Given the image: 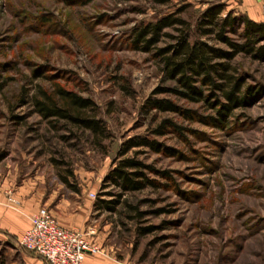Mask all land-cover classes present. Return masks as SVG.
Masks as SVG:
<instances>
[{"label":"rangeland","instance_id":"1","mask_svg":"<svg viewBox=\"0 0 264 264\" xmlns=\"http://www.w3.org/2000/svg\"><path fill=\"white\" fill-rule=\"evenodd\" d=\"M212 1L226 5L222 15L241 13L226 0H0V185L42 204L50 199L49 207L74 193L116 198L104 177L121 144L144 136L170 154L141 146L123 155L149 165L154 185L126 192L114 211L94 210L102 247L131 264H264V58H234L257 93L217 127L202 103L169 93L157 97L193 110L192 120L145 113L151 92L171 82L152 53L130 46L138 26L179 8L194 25ZM260 6L264 22V0ZM54 84L92 99L110 137L98 145L86 131L42 120L30 98ZM164 118L178 132L154 135ZM21 235L0 228V263L48 264L19 243Z\"/></svg>","mask_w":264,"mask_h":264},{"label":"trees","instance_id":"2","mask_svg":"<svg viewBox=\"0 0 264 264\" xmlns=\"http://www.w3.org/2000/svg\"><path fill=\"white\" fill-rule=\"evenodd\" d=\"M155 1L166 4L169 0ZM180 9L138 26L131 35V48L152 53L161 65L162 80L171 82L151 92L144 102L143 111L177 113L192 120L193 110L183 108L169 98L157 97L158 94L169 93L202 103L213 113L207 116L208 123L225 127L234 109L244 107L247 99L257 93L255 88L246 84L243 75L238 74L232 61L239 54L255 59L264 58V22L254 21L234 10L222 15L226 5L212 1L201 11L195 24L191 25L181 16ZM163 40L167 42L160 46ZM30 99L33 111L53 126L63 122L75 130L86 131L92 142L98 145L110 137L105 122L98 116V105L77 91L66 89L60 84H54L51 90L38 86ZM169 129L178 132L180 126L164 118L152 133L164 135ZM141 146L170 154L167 148L154 139L144 136L126 139L118 152L121 158L103 180V186L110 185L118 189L114 194L116 198L107 200L98 197L95 209L114 211L126 192L154 185V181L144 172V169H151L149 165L135 157H123L129 149ZM62 181L69 185L67 176H63Z\"/></svg>","mask_w":264,"mask_h":264},{"label":"crops","instance_id":"3","mask_svg":"<svg viewBox=\"0 0 264 264\" xmlns=\"http://www.w3.org/2000/svg\"><path fill=\"white\" fill-rule=\"evenodd\" d=\"M223 1V0H222ZM232 9L246 14L254 21H263L260 17V0H226ZM82 193V192H81ZM83 196V195H82ZM50 199L42 204L39 197L31 195L23 198L11 184L5 181L0 185V228L10 233L21 235L29 227V215L39 207L47 208L58 223L66 228H73L88 234L91 242L102 248L103 253H87L82 264H131L126 260H117L112 252L106 250L99 242L96 226L90 221V216L96 210L95 201L89 195L87 199L81 198L74 193L66 199V204L60 200L54 207L45 206ZM12 205H14L12 207ZM49 205V204H48ZM95 210V211H94Z\"/></svg>","mask_w":264,"mask_h":264},{"label":"built area","instance_id":"4","mask_svg":"<svg viewBox=\"0 0 264 264\" xmlns=\"http://www.w3.org/2000/svg\"><path fill=\"white\" fill-rule=\"evenodd\" d=\"M92 199L94 193H89ZM29 227L19 243L48 264H82L87 253H103L102 249L88 240L87 235L73 228L61 226L50 211L39 207L29 215Z\"/></svg>","mask_w":264,"mask_h":264}]
</instances>
